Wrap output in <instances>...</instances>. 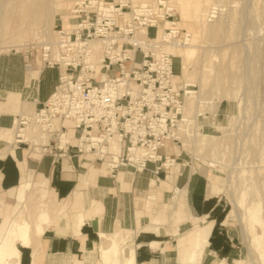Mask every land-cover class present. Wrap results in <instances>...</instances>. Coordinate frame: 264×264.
I'll return each instance as SVG.
<instances>
[{
  "label": "rangeland",
  "instance_id": "rangeland-1",
  "mask_svg": "<svg viewBox=\"0 0 264 264\" xmlns=\"http://www.w3.org/2000/svg\"><path fill=\"white\" fill-rule=\"evenodd\" d=\"M75 1L79 0H0V57L13 53L18 55L22 59L25 74V64L28 62L38 69L42 66V60L36 37L40 33L52 34L53 30L68 29L71 23L77 21V16L71 12L76 8ZM162 1L171 6L169 13L179 30L177 37L188 34L193 47L186 61L184 76L180 74V63L186 44L179 43L178 48H172L175 80L177 84L190 85L187 89L191 92L186 94L183 105L189 116V125L178 126L177 144L168 143L164 151L175 157L177 164L171 167L174 172L177 169L190 170L197 177L193 190L201 198L206 188V195L210 198L203 201L206 202L203 208L211 203L217 205V209L209 215L203 219L200 217V223L192 219L193 226L178 235L177 259L179 253L184 254L194 247L197 229L210 223L215 242L222 247L215 252L210 251L208 256L223 258L227 264H264V212L262 215L260 208L264 200V0ZM52 10H55L53 15ZM208 10L214 15L209 22L205 20ZM34 22L39 23L35 25ZM50 23L49 28H41L43 24L48 26ZM149 34H153V29L149 30ZM42 70H45L42 91H46L50 85L56 84L59 68L53 66ZM6 94L1 92L0 100ZM17 96L21 101L20 95ZM40 108L41 104L35 109L36 114L32 119L16 112H0L12 114L10 123L0 124V127L12 126L11 119L15 117L19 120L17 127L11 131V148L16 147L23 153L25 150L33 153L34 148H37L40 153L33 154L49 158L54 169L60 170L75 158L78 160L75 169L71 170H86L88 167L105 170L104 164L92 156L81 155L78 158L73 155L74 148L67 150V154L75 156L71 158L63 155L65 150L56 149L60 144L58 134L60 131L65 132L67 126L61 120L56 119L59 129L49 133L47 143H35L34 138L42 129L40 125L45 124L37 121ZM4 109L5 105L0 103V111ZM25 111L27 114L32 113L29 108ZM196 111L202 115L195 117ZM20 129L31 135L26 141L15 142L14 134L19 133ZM4 145L0 139V148ZM208 175L216 187L213 192L208 190ZM171 180L172 177L168 179L169 182ZM88 185L85 188L87 196H93ZM45 188L44 184L42 189H31L25 194L23 210L30 226L29 235L41 231L34 229L35 225L39 224L41 228V224L52 221L50 214L56 210L57 202L48 196ZM230 196L241 199L235 217L227 215ZM170 198L169 193L165 205L159 210L155 209L153 214V217L158 216L161 225L169 228L168 232L177 225V215L173 211L176 206L170 205L173 197ZM253 203L258 211V223H251L249 215V206ZM120 225L118 219L114 220L112 230L106 234L125 228ZM175 243L174 240L173 245ZM106 244L107 241L97 242L93 257L94 261H98L97 264L104 263V256L99 249Z\"/></svg>",
  "mask_w": 264,
  "mask_h": 264
},
{
  "label": "built area",
  "instance_id": "built-area-1",
  "mask_svg": "<svg viewBox=\"0 0 264 264\" xmlns=\"http://www.w3.org/2000/svg\"><path fill=\"white\" fill-rule=\"evenodd\" d=\"M75 5L77 21L68 29L35 39L42 68H59L41 108L49 119L67 121L75 140L72 144L60 131L56 149L65 150L67 158L92 156L111 173L167 170L164 163L175 157L164 149L177 144L178 126L189 125L183 105L190 85L177 84L172 53L188 34L177 37L176 22L160 2L80 0ZM162 19L168 24L159 30Z\"/></svg>",
  "mask_w": 264,
  "mask_h": 264
},
{
  "label": "crops",
  "instance_id": "crops-1",
  "mask_svg": "<svg viewBox=\"0 0 264 264\" xmlns=\"http://www.w3.org/2000/svg\"><path fill=\"white\" fill-rule=\"evenodd\" d=\"M44 73L45 70L42 69L38 73L37 88H30L26 84L22 59L14 53L0 57V94L7 92L20 95L21 101L25 103L35 100L34 107L37 109L54 86L50 85L46 91H42ZM10 115L12 114H0V124L8 125ZM56 125L58 126L57 121ZM16 149L13 147L0 157V205L10 213L15 203L12 193L20 179L17 165V160H20L24 161L25 168L34 175H41L48 196L54 199L58 206L50 214L52 221L46 225L41 224V231L37 234L31 233L26 245H17L18 264H80L83 260L92 259L100 240L98 233L110 232L116 219L120 221V226L133 232L130 248L134 250L132 254L135 264H179L178 235L193 226L192 219L200 223V217L203 219L217 209L215 203L203 208L206 203L203 201H208L210 196L206 195L205 187V197L201 198L200 194L194 192L193 185L197 177L190 170H173L170 182L166 179L170 170H158L157 175L153 174L154 170H113L112 173L109 170H88L90 167L86 170H71L75 169L78 160L75 158L59 170L54 169L49 158L43 155L36 156L27 150L23 153ZM148 167L151 168L152 164H148ZM210 180L208 175V190L213 192L216 187ZM161 181L164 183L161 184ZM87 183L93 196H87ZM169 193L171 198L175 196L182 202L178 210L176 209L177 212L175 210L177 225L170 232L166 225L158 222V216L153 217L155 209L159 210L165 205ZM150 200H153L154 205L147 207ZM79 215L83 218L80 224ZM210 227L206 249L199 262L227 264L223 258L216 259L207 255L210 251L215 252L222 247L215 242ZM97 263L98 261H93V264Z\"/></svg>",
  "mask_w": 264,
  "mask_h": 264
},
{
  "label": "bare ground",
  "instance_id": "bare-ground-1",
  "mask_svg": "<svg viewBox=\"0 0 264 264\" xmlns=\"http://www.w3.org/2000/svg\"><path fill=\"white\" fill-rule=\"evenodd\" d=\"M135 2H142V0H134ZM153 3L160 2L164 5L162 9L170 10L171 6L169 4L163 3L162 0H149ZM155 1V2H154ZM220 1V0H216ZM79 1H75L74 4H77ZM215 5V4H213ZM161 9V10H162ZM71 12H74V9L71 10ZM55 13V10H52L51 15ZM212 11L208 10L205 20L211 21L212 17L214 15H211ZM37 20V19H35ZM33 23V22H32ZM39 23V22H38ZM37 22H34V24H38ZM168 24L166 19H162L159 25V30L161 28ZM51 23L47 25H42L41 28L47 29L49 28ZM186 46L183 49L182 59L180 63V74L181 76H184L187 69V58L190 56V54L193 51V47H191L190 43V36L187 35L185 43ZM179 46V45H178ZM178 46L175 48H178ZM185 50V51H184ZM34 65L29 64V66L26 68V84L30 88H35L37 85L38 80V73L42 69V66H39L38 69L33 67ZM37 88V87H36ZM0 103L5 105V109L0 112H16L19 115L24 114L27 118L32 119L34 117L35 113V107L34 103L35 100H32L30 102H21L18 98V96L14 93H7L2 100H0ZM27 104V106H26ZM3 107V106H2ZM26 108H29L30 111H32L31 114H27ZM16 109V110H15ZM45 110L43 108L38 109V117L37 121L45 122V124H41V130L37 134V136L34 138V142L37 141H44L46 142V138L48 141L49 133L53 130H58L59 126L56 125V119H49L48 115L44 113ZM36 114V113H35ZM41 118V119H40ZM18 118L15 117L12 126L10 127H0V139L5 143L4 147L0 148V157L4 155L6 151H11L12 148L10 147L11 144V131L17 127ZM55 121V122H54ZM67 122V121H66ZM64 122L66 126V135L65 137H68V139L71 141V143H74V137L72 135V128L71 126L68 127V122ZM63 124V123H62ZM63 124V125H64ZM32 127V126H31ZM68 130L70 132H68ZM15 133V132H14ZM25 130L23 132V129L19 130V133L14 134V141L15 142H23L27 140V137L31 135L29 132L28 134H25ZM26 135V136H25ZM16 137H22V139H17ZM65 137L61 139V143L65 140ZM47 143V142H46ZM35 154L40 153L37 148H34ZM177 164L172 162L170 165L168 163H164L165 166H167V170H171L170 174L167 176L166 179L173 178L172 173H174L172 168L174 165ZM17 165L19 167L20 171V179L18 185L14 188V199L15 203L10 209V213L7 212V209L0 205V264H18V248L15 246L16 243L20 245H26L29 241V232H30V226L26 219V212L23 210L24 207V197L25 194L31 190V189H42L44 186V180L41 177V175H34L32 171H29L24 166V161L17 160ZM172 167V168H171ZM88 170H96L93 167L88 168ZM152 185L154 184V181H151ZM163 182L161 181V184ZM151 191V190H150ZM177 189L174 190L176 193ZM12 192V191H10ZM9 192V193H10ZM174 193V194H175ZM7 194V193H6ZM230 198V209L227 213L228 216L235 217L237 212H239V204L241 199H234L231 196ZM151 199V198H150ZM251 200V199H249ZM170 205H175L176 209L182 205V202L177 199V197L173 196V199L170 200ZM4 204V203H3ZM151 204H153V200L149 201L147 203V207H149ZM8 206V205H7ZM256 205L255 203L250 204L249 206V215L251 218V223H258L260 222L258 211L255 210ZM261 213L263 215L264 212V200H262V203L260 204ZM176 210V212H177ZM150 211V209H149ZM175 211V210H173ZM9 214V215H8ZM176 214V213H175ZM92 217V216H91ZM153 218V217H152ZM83 221V218L81 215L78 217V224H80ZM77 222V221H76ZM77 224V223H76ZM200 225V224H198ZM36 230L39 231L41 228L39 224L35 225ZM209 225H203L201 228L197 229L198 237L195 239V245L194 247H190V249L183 254L179 253V264H200L201 257L205 251V242H207L206 238L209 232ZM98 237L101 241H107L106 245H101L99 252L103 254V264H135L133 260V254L132 249L130 248V242L133 238V232H131L128 229H115L113 232L109 234H103L102 232L98 233ZM254 238L253 240H255ZM132 246V244H131ZM96 254V252H95ZM93 258L89 260H83L80 264H93Z\"/></svg>",
  "mask_w": 264,
  "mask_h": 264
}]
</instances>
